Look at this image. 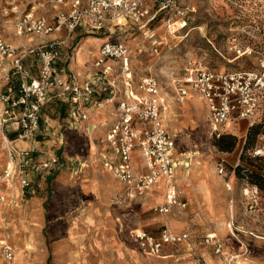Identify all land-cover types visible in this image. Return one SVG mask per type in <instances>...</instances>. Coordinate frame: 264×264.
<instances>
[{
    "label": "rangeland",
    "instance_id": "374dc122",
    "mask_svg": "<svg viewBox=\"0 0 264 264\" xmlns=\"http://www.w3.org/2000/svg\"><path fill=\"white\" fill-rule=\"evenodd\" d=\"M16 2L25 11L34 6L35 15L48 18L59 10L55 0ZM178 2L185 3L184 0ZM191 4L195 11L183 25L158 21L151 24L148 31L139 30L128 22L93 33L81 26L63 47L70 62L82 47V57L75 64L85 62L88 66L99 56L100 42L106 40V36L125 40L131 49L135 83L145 75L159 78L162 96L169 105L166 127L176 142V182L181 196L188 202L187 207L162 214L153 208L157 196L162 200L161 192H156V196L152 193L139 196L123 182L119 183L104 167L102 153L98 155L96 134L100 131L95 129L88 133L80 126L81 119H77L78 126L71 129V139L65 147L62 145V156L51 154L59 158L54 167L40 165L49 158L48 148H35L31 154L35 165L24 166L20 175L7 179L4 170L9 157L4 134L14 129L10 123L0 125V241L7 239L14 247L16 257L12 264H75L79 261L115 264L117 245L124 247L123 256L130 257L135 264H184L190 257L206 264V251L220 264H264V190L251 177L253 170L264 175V157L254 155L260 127L247 131L244 121L238 130L231 122L232 127L227 128L230 131L222 134L224 138L214 136L200 94L191 90L181 103L176 99L174 88V80H181L185 70L193 66H208L217 71L256 68L257 54L236 57L228 37L236 33L244 45L264 50V0H192ZM11 19L4 20L0 14V30L6 39L16 35ZM87 43L90 46L84 47ZM83 54L90 59L83 61L86 60ZM10 67L8 61L0 59V117L1 96L9 91L18 92ZM92 71L88 69L82 82L98 75ZM63 72L73 75L68 68ZM107 80H103L102 87L108 89L102 92L109 94ZM116 81L122 89L120 79ZM64 103L67 101L59 98L45 103L41 123H51L53 128L65 123L62 119L69 116L71 106L62 108ZM188 105L190 112L185 110ZM39 134L40 126L33 138H40ZM98 157L101 158L98 160L100 170L91 164L92 158ZM141 162L137 168L147 171ZM220 164L225 166L224 173L218 171ZM22 177L30 182L28 186L22 187ZM251 186L258 189L256 197L247 194L246 189ZM161 188L160 182L157 191ZM207 195L209 204L216 200L214 206L203 200ZM157 216H165L161 230L169 226L189 232L194 250L171 245L162 256L144 252L133 237L138 230L158 236L151 226ZM212 232L217 236H210ZM216 244H221L220 252L216 251ZM235 255L239 256L231 262ZM0 264H6L2 257Z\"/></svg>",
    "mask_w": 264,
    "mask_h": 264
},
{
    "label": "built area",
    "instance_id": "2783aa9c",
    "mask_svg": "<svg viewBox=\"0 0 264 264\" xmlns=\"http://www.w3.org/2000/svg\"><path fill=\"white\" fill-rule=\"evenodd\" d=\"M184 2L181 5L178 0H56L64 8L59 9L52 20L35 15L33 9L23 12L14 28L16 35L26 36L27 41L15 45L0 32V59L10 63L9 69L18 89L16 94L9 91L1 96L0 125L10 123L18 139L30 140L40 126L43 105L53 98L67 101L71 106L69 115L81 120L91 119L97 108L113 103L117 119L104 135V167L133 194L152 193L156 196V192H161L162 200H158L159 196L154 200L156 211L168 214L173 207L186 208L188 202L181 196L176 182V142L166 127V119L170 117L169 105L162 96L157 76L145 75L135 83L131 49L127 42L106 36L108 39L101 44L99 56L93 64L98 75L84 82L70 77L56 66L61 58H69L63 47L67 46L77 28L87 27L88 32L93 33L128 22L139 30L148 31L151 30L149 26L158 21L168 25L181 22L183 25L189 14L195 11L192 0ZM2 9L5 14L14 12L13 7L4 6ZM228 42L236 57L256 53L257 67L217 71L208 66H193L185 70L181 80H174L178 102H184L191 90L200 94L206 106L211 134L217 137L230 131L227 128L232 127L231 122L238 130L244 121L248 129L257 123L264 128V50L244 45L236 33L228 37ZM27 59H32L36 74L33 66L27 65ZM117 79H120L122 89L118 88ZM103 80H107L111 90L106 95L102 92L108 89L102 87ZM4 143L9 157L4 170L7 179L20 175L24 166L35 165L31 154L36 147L21 148L8 133L4 134ZM254 155L264 156V129L260 132ZM137 158L142 159L147 171L137 168ZM58 162L57 156L50 155L40 165L52 168ZM218 171L224 173L225 166L220 164ZM160 182L162 188L157 191ZM21 184L25 187L30 182L22 177ZM246 191L252 197L258 194L256 186L248 187ZM135 238L144 252L154 256H162L167 244L180 249L191 242L189 232H177L169 226H164L159 236L138 230ZM0 257L6 264L15 260V249L7 239L0 241Z\"/></svg>",
    "mask_w": 264,
    "mask_h": 264
},
{
    "label": "crops",
    "instance_id": "0c3cea01",
    "mask_svg": "<svg viewBox=\"0 0 264 264\" xmlns=\"http://www.w3.org/2000/svg\"><path fill=\"white\" fill-rule=\"evenodd\" d=\"M33 2H34V0H30L29 3H33ZM4 6H7L9 8L13 7V9H14L13 11L14 12H12V13L10 12L9 14H5L3 12V9H2ZM56 6H59V9L64 8L63 5H60V4H57V3H56ZM32 9L34 10L35 7L33 6L30 10H32ZM30 10H28V11H30ZM23 12H25V9H21L19 3L16 2V0H12V1L6 0V2H0V14L3 16L4 20H9V19L12 18L11 20H13V25L15 24V22L17 21V19L20 17V15ZM54 16L52 18H49V19L50 20L54 19ZM1 31L2 30H0V32ZM2 34H3V32H2ZM3 36L5 37V34ZM7 40L9 42L15 44V45H17V44L19 45L20 43L27 41V37L26 36H18V35L14 36L13 35L10 38H7ZM83 41H84V39H83ZM83 41L80 44H82ZM103 41H105V38H104V40H102V42H100V44H102ZM88 46H90V43L85 44L84 47H88ZM98 48H99V46H98ZM97 51H98V49H97ZM75 56H76V54H75ZM83 56H84L83 59H86V60H83V61H87V59H90V58H86L88 56H85L84 54H83ZM81 57H80V59H81ZM31 60L32 59H27L26 63L29 66H31V65L33 66V70H34V72L36 74L37 73V69L35 68V65L32 63ZM95 60H96V57H95ZM94 61H93V63L90 62V65L87 66L85 62L79 63V64H75V63L79 62V61H75V57H74L73 62H70L66 57H63L56 63V66L58 68H60L62 71L65 68H68L70 71H73V75H71V74H68V75L70 77L73 76L77 80L82 82V80H84V78L86 77L88 69L90 70L92 68L94 72L96 71L95 68L93 66H91V65L94 64ZM117 86H118L119 89H121L120 84H118ZM106 94H107V92L104 93V95H106ZM68 105H69L68 103H64L62 108H65V106H68ZM116 119H117V113H116L114 104L113 103L112 104L109 103V104H106L104 106H101L100 108H97L94 116L91 119H89V120H81L80 121L81 122L80 126L84 127L88 133L91 134L92 131H94L95 129H98V131H100L99 134H96L98 155H100V153H103L105 151V149H106V146H105V143H104V139H102V135L116 121ZM62 120L63 121L65 120L66 122L63 123V124H59L56 128H53L51 123L43 124L40 121V134L41 135L39 134V136H38L40 138H32L30 140L18 139L16 131H13L12 133H10L9 136H10L11 139L16 140V144L19 147H21V148L28 147L30 145H32L33 147H36V148H48V151H49L48 155L49 156L51 154H56L59 157H61L62 153H63L62 145H64V147H65L67 142L71 139V137H69V134L71 133V129L74 126L77 127L78 126V122H79L77 119H73L70 115L68 117L66 116ZM241 124H243V122H241ZM68 129H69V131H68ZM247 131H248V129H247ZM100 159H101L100 157H98L96 159L92 158L91 164L93 165V168L100 170V168H99L100 162L98 161ZM141 161H142V159L137 158L138 166L142 164ZM197 181L198 180H196V182ZM118 182L120 183V180ZM183 198H185V197H183ZM203 200L207 201L208 205L211 206V207L216 204L215 203V201H216L215 199H214L212 204H209V196L208 195H207L206 198L204 197ZM177 208L178 207H173L172 209H177ZM164 220H165V216H157L153 220L151 226L153 227V229H155V230H153L155 235H158V236L160 235L161 229L159 227H160V225H162ZM108 223L109 222H107V225H108ZM107 227H109V226H107ZM156 229H158V230H156ZM173 230H175L177 232L185 231V230H176V229H173ZM133 239L135 241H137L135 239V237H133ZM169 246H171V245L170 244L165 245L164 250L165 251L168 250V249L170 250ZM218 246H220V251H221V244H216V251H217V247ZM117 247H118V249L114 252V254L117 255L115 264H135L133 259H131L130 257L126 258V257L123 256V254H124V252H126V250H124V247L122 245L121 246L117 245ZM183 247H184V249H187V250L191 251V250H194L195 244H194L193 240L191 239V242L189 244L183 245ZM205 255H207L206 259H207L208 263H210V262H214L216 264H220L221 263L218 259L212 258V256L208 253V251L205 252ZM238 256L239 255L233 256V258H231L230 261L231 262L235 261V258L238 257ZM63 263L65 264V262H63ZM74 263L75 264H82L80 261L79 262H74ZM208 263H206V264H208ZM184 264H200V263L198 261H196V259L194 257L193 258L190 257V258H188L185 261ZM250 264H257V263L251 262Z\"/></svg>",
    "mask_w": 264,
    "mask_h": 264
},
{
    "label": "trees",
    "instance_id": "16d2710c",
    "mask_svg": "<svg viewBox=\"0 0 264 264\" xmlns=\"http://www.w3.org/2000/svg\"><path fill=\"white\" fill-rule=\"evenodd\" d=\"M254 126H258V128L260 127L261 131L264 129L263 128V125L261 123H257V124H254L253 126H251L250 128H253ZM250 128L248 130H250ZM260 131V132H261ZM258 133V131H256V134ZM224 134V133H223ZM225 135H222L221 136V139L224 138ZM224 149V148H223ZM225 149H228V148H225ZM260 158H263L264 156H259ZM261 170V168H260ZM251 177L254 179V181L259 185V187L264 190V175L263 173H261L260 171L258 170H253L251 172Z\"/></svg>",
    "mask_w": 264,
    "mask_h": 264
},
{
    "label": "bare ground",
    "instance_id": "6f19581e",
    "mask_svg": "<svg viewBox=\"0 0 264 264\" xmlns=\"http://www.w3.org/2000/svg\"><path fill=\"white\" fill-rule=\"evenodd\" d=\"M82 51H83V48H82V47H80V48L76 51L75 61H77V59H79V58L81 57V53H82ZM189 109H190V106L188 105V106L185 108V110L188 112ZM189 112H190V111H189ZM199 121H200V120H199ZM210 236H212V237H216V236H217V233H216V232H212V233L210 234Z\"/></svg>",
    "mask_w": 264,
    "mask_h": 264
}]
</instances>
